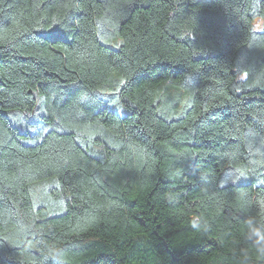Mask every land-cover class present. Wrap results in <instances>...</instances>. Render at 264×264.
<instances>
[{
	"label": "trees",
	"instance_id": "obj_1",
	"mask_svg": "<svg viewBox=\"0 0 264 264\" xmlns=\"http://www.w3.org/2000/svg\"><path fill=\"white\" fill-rule=\"evenodd\" d=\"M256 19L264 0H0V264H264Z\"/></svg>",
	"mask_w": 264,
	"mask_h": 264
},
{
	"label": "clouds",
	"instance_id": "obj_2",
	"mask_svg": "<svg viewBox=\"0 0 264 264\" xmlns=\"http://www.w3.org/2000/svg\"><path fill=\"white\" fill-rule=\"evenodd\" d=\"M257 30L264 31V21L261 22L260 28ZM256 154H259V150H257ZM198 226H199V219L197 218L194 219L193 221V227L197 228ZM247 236L248 239L253 244V246L255 247L256 253L260 257H264V226L251 224L248 228ZM46 255L57 260L58 264H63L64 250L62 248L56 247L54 245L47 246Z\"/></svg>",
	"mask_w": 264,
	"mask_h": 264
},
{
	"label": "rangeland",
	"instance_id": "obj_3",
	"mask_svg": "<svg viewBox=\"0 0 264 264\" xmlns=\"http://www.w3.org/2000/svg\"><path fill=\"white\" fill-rule=\"evenodd\" d=\"M260 23H261L260 19H256L254 21V26H255L256 29L259 28ZM47 186H48V184L46 182H44L42 184L35 185L34 188H33V192H34L35 196L39 197V195H41L45 191Z\"/></svg>",
	"mask_w": 264,
	"mask_h": 264
},
{
	"label": "snow or ice",
	"instance_id": "obj_4",
	"mask_svg": "<svg viewBox=\"0 0 264 264\" xmlns=\"http://www.w3.org/2000/svg\"><path fill=\"white\" fill-rule=\"evenodd\" d=\"M259 33H261V34H264V31H261V32H259ZM121 83H124V81H123V80H121Z\"/></svg>",
	"mask_w": 264,
	"mask_h": 264
}]
</instances>
